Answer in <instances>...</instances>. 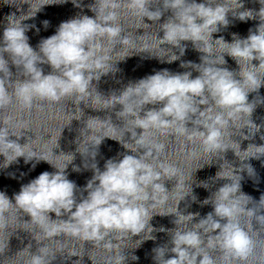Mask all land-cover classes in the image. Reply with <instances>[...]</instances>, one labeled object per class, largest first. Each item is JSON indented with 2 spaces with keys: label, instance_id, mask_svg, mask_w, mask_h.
Here are the masks:
<instances>
[{
  "label": "clouds",
  "instance_id": "obj_1",
  "mask_svg": "<svg viewBox=\"0 0 264 264\" xmlns=\"http://www.w3.org/2000/svg\"><path fill=\"white\" fill-rule=\"evenodd\" d=\"M4 2L13 4L16 0ZM62 2L66 0H43L33 8L30 0H21L20 3L29 4L28 12L19 17L13 13L6 18L7 25L0 41V110L6 109L14 100L26 109H31L37 99L59 102L64 98H78L81 103L83 97L90 96L94 89L111 109L116 105L121 106L116 115L127 117L130 130L125 133H130V139L122 143L107 135L96 137L91 145L94 154L89 156L95 160V149L105 137L121 142L133 154H124L119 160H107L103 171L95 162L90 165L85 163L84 167H90L94 175L83 189L87 196L81 195L77 202V185L68 179L66 173L73 156L60 167L46 154H38L30 145L31 138L21 145L18 140L24 131L21 129V134L17 135L10 126V119L0 121V155L4 157V168L23 157L26 164L33 159L37 162L43 160L56 169L51 173L45 171L22 185L14 195V203L0 192V230L8 228V214L16 209L28 215L30 221L27 222L39 226L47 238L80 239L111 249L112 242L107 239L110 234H128L131 238L139 236L142 237L140 243L147 239L154 240L152 233L156 229L150 223L153 216L174 215L176 227L168 230L172 247L154 249L156 264H217L209 251L216 248L232 257L246 260L254 250V242L241 225V217L248 215L264 225V214H261L264 208L248 207L252 197L241 191L240 173L246 171L249 175L254 174L252 166L243 162L264 156V145L250 144L242 151L240 144L232 137L240 135L243 139H249L261 127L251 120L255 105L249 102L248 95L264 85V0H259L262 7L258 12L239 11L243 8L240 0H234L236 7L231 6V0H206L205 3L162 0V9L155 10L150 6L159 3V0H95L94 4L89 5L95 13L94 17L79 15L62 22L54 35L41 40L39 51L34 50L26 35L32 26L24 21L35 17L43 6ZM73 3L76 4V0ZM76 6L79 7V4ZM122 6L139 16L143 23L144 18L158 22L164 11H171L172 16L159 25L163 36L155 34L156 48L149 52L145 45L143 52L150 53L161 63H172L184 55L186 45L182 42H191L197 51L204 54L201 63L188 61L180 66L192 68L199 75L192 78L190 71L172 73L163 69L130 83L118 95L114 93L105 98L97 92L93 81L98 82L101 76L116 71L109 53L117 45L134 43L119 23ZM229 12L241 21L258 18L260 23L254 31L249 30L246 38L234 34L231 43L223 37L214 40L213 33L218 32L221 26H228ZM48 23L43 21L45 27ZM105 39L113 46L112 49L105 47ZM218 46L225 50L217 57L213 48ZM174 48L179 50V55L173 51ZM5 54L9 59H5ZM225 54L239 65L238 73L221 67L226 64ZM254 60L258 61V65L253 64ZM9 61L22 69L21 74L25 79H11ZM42 63H47L52 72L45 75L38 67ZM157 104L163 106L146 110L147 105ZM201 106H204L203 109ZM245 116L247 124L235 129L234 122L243 120ZM108 120L111 122L110 118ZM189 123L193 127H187ZM229 127H233V135L229 139L238 145L239 152L252 148L255 150L252 155L241 159L237 151L228 146L224 130ZM244 128L248 129V135L241 131ZM136 129L142 131L138 134ZM168 129H174L189 139L199 138L203 150L217 154L215 158L223 159V154L232 150L242 162L240 168H234L227 161L229 169L224 168L225 162L221 165L215 179L227 182L203 201V204L210 203L214 211L195 223L199 213L184 214L178 210L179 202L192 192L187 182L191 191L179 200L175 212L161 214L151 211L169 199L171 191L165 188L164 181L176 180L179 174L173 165L159 160L165 145L154 138V132ZM12 136L17 139H10ZM129 143L134 147H128ZM53 149L51 155L59 156L54 154ZM73 170L80 171L78 167ZM198 186L207 188L208 184L201 182ZM258 204H264V195ZM50 213H55L57 218L52 219ZM65 215L67 220L62 219ZM159 231L165 229L160 228ZM169 251L174 255L165 258ZM65 252L68 257L78 256L62 247L57 252H49L46 245H41L35 253L31 252L29 264H51L57 254L63 255ZM131 258L138 259L135 255ZM126 259L125 252H122L110 264H125ZM75 264H81L80 260Z\"/></svg>",
  "mask_w": 264,
  "mask_h": 264
}]
</instances>
